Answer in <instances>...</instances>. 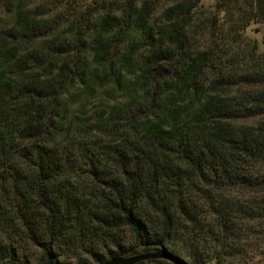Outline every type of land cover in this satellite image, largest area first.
I'll return each mask as SVG.
<instances>
[{
	"label": "trees",
	"instance_id": "trees-1",
	"mask_svg": "<svg viewBox=\"0 0 264 264\" xmlns=\"http://www.w3.org/2000/svg\"><path fill=\"white\" fill-rule=\"evenodd\" d=\"M0 13V264L158 244L189 264H264L254 0H0Z\"/></svg>",
	"mask_w": 264,
	"mask_h": 264
},
{
	"label": "water",
	"instance_id": "water-1",
	"mask_svg": "<svg viewBox=\"0 0 264 264\" xmlns=\"http://www.w3.org/2000/svg\"><path fill=\"white\" fill-rule=\"evenodd\" d=\"M254 9L257 13V16L260 19L264 31V0H254ZM263 56H264V50H263ZM151 259H164L171 262L172 264H189L179 256L169 253L160 244H158V248L150 252H144L133 255H120L107 259L102 264H135L140 261H147Z\"/></svg>",
	"mask_w": 264,
	"mask_h": 264
},
{
	"label": "rangeland",
	"instance_id": "rangeland-1",
	"mask_svg": "<svg viewBox=\"0 0 264 264\" xmlns=\"http://www.w3.org/2000/svg\"><path fill=\"white\" fill-rule=\"evenodd\" d=\"M214 0H202V3L204 4L205 7H210L213 4ZM38 3L33 4V6L37 5ZM1 15V13H0ZM2 16H0L1 18ZM157 18V17H156ZM7 24V22L5 23V25ZM247 35H249L252 38H255L259 43H260V48L263 50V38H264V31H263V26H261L260 24H251L249 26V28L247 29ZM101 100H103V102H106L104 99L107 98V94L106 92H103L100 96ZM108 99V98H107ZM98 102V100H95L94 102H89L87 105V109H92L94 108L96 105V103ZM100 102V101H99Z\"/></svg>",
	"mask_w": 264,
	"mask_h": 264
}]
</instances>
